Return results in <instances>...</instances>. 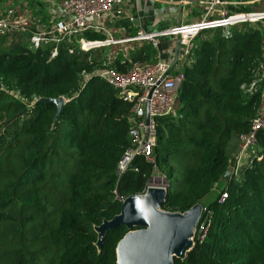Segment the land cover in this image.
<instances>
[{"label": "trees", "instance_id": "16d2710c", "mask_svg": "<svg viewBox=\"0 0 264 264\" xmlns=\"http://www.w3.org/2000/svg\"><path fill=\"white\" fill-rule=\"evenodd\" d=\"M256 27L232 29L228 38L219 30L208 41L198 36L175 117L156 119L155 163L167 193L161 209L182 213L216 192L201 205L209 221L204 238L194 235L192 249L173 264H264V130L250 167L219 187L228 142L249 131L261 105L259 92L240 89L260 63L264 34ZM21 35L0 37V264H115L126 230L105 233L98 252L93 228L118 213L119 197L143 191L151 167L136 157L115 175L128 146L129 105L94 74L111 48L78 52L63 41L50 58L51 46L32 50ZM83 37L104 40L99 32ZM127 53L130 61L117 52L110 67L124 72L155 56L148 44ZM57 98V114L39 102Z\"/></svg>", "mask_w": 264, "mask_h": 264}, {"label": "built area", "instance_id": "2783aa9c", "mask_svg": "<svg viewBox=\"0 0 264 264\" xmlns=\"http://www.w3.org/2000/svg\"><path fill=\"white\" fill-rule=\"evenodd\" d=\"M183 2V0H182ZM239 2V1H237ZM130 0H61L58 13L46 26H34L31 30L29 17L18 7L9 6L0 15V37L9 34H28V44L32 50L51 46L50 58L56 54L60 42H71L76 51L87 52L100 47L116 48L126 45L125 50L133 44H148L154 51L152 63H131L124 72L110 67L114 56L111 49L101 67L94 70L98 79L113 88L118 98L129 105L127 139L128 146L121 155L115 169V175H121L134 158L140 157L151 167L150 177L143 194L149 187L165 189V177L156 169L154 147L156 140V119L175 117L173 106L177 87L182 81L183 68L193 62L194 40L207 32L219 30L223 38H228L232 29L241 26L255 27L264 34V12H239L228 9L234 2L229 0H199L200 16L190 23L178 22L164 30L145 32L136 30L132 37L110 38V33L101 24L103 20L117 19L133 24V17L127 12ZM242 4V3H239ZM31 30V31H29ZM87 31L99 32L103 41H86L83 34ZM160 38H172L174 48L165 58L157 53ZM243 93L259 92L261 105L251 121L249 131L239 137V147L231 177L238 179L241 169L249 168L256 158L257 136L264 130V35L258 68L248 85L240 87ZM244 158L241 169L236 168L239 160ZM156 185L153 186L152 182ZM124 198L119 197L120 203ZM226 195H220V201ZM204 211V209H203ZM208 216H202L194 235L202 240L208 226Z\"/></svg>", "mask_w": 264, "mask_h": 264}, {"label": "water", "instance_id": "95a60500", "mask_svg": "<svg viewBox=\"0 0 264 264\" xmlns=\"http://www.w3.org/2000/svg\"><path fill=\"white\" fill-rule=\"evenodd\" d=\"M39 102L53 104L55 114L63 104L60 98ZM230 178L229 171L221 176L225 183ZM166 194L165 189L149 187L143 194L125 197L116 215L93 228L96 250L99 252L105 233L121 226L126 232L115 245V264H173V259L184 260L193 247L203 207L195 204L182 213L163 211Z\"/></svg>", "mask_w": 264, "mask_h": 264}, {"label": "crops", "instance_id": "0c3cea01", "mask_svg": "<svg viewBox=\"0 0 264 264\" xmlns=\"http://www.w3.org/2000/svg\"><path fill=\"white\" fill-rule=\"evenodd\" d=\"M39 1L40 0H31V2L33 3H37ZM43 1L46 4L45 5L46 9L44 7L43 8L44 12H42V14L40 13L36 14L38 18L31 17L29 11H26V10L24 11V8H26V5L28 4L27 2L25 3L23 2L20 10H22L23 11L22 13L26 14L29 17L30 21L37 19L39 23L37 25L46 26L50 22H52L51 21L52 18L55 17V15H57L58 5L60 2L57 4H54L49 0H43ZM198 1L199 0H190V1L185 0V2L184 1L182 2V0H178L177 2L175 1L172 2L171 0H130V3L126 6V8H127V12L133 17V20H134L133 24H129L126 21L117 20L113 18L110 20L108 19L103 20L101 25L105 29L108 30V32L110 33V38L119 39V38H124V37H132L136 33V30H143L142 28H144V26L146 28H151L152 26L151 24H153V26H156L157 24L163 25L164 22L171 20L169 19L171 15L170 11H172L170 9H173V5L175 4L180 5L178 6V10H177L178 16L180 17L179 19L180 22H182L181 13H182V10H184L183 7H186L187 5L193 6L192 9L196 10L193 21L197 20L201 13V8L198 4ZM153 6L159 7V10L154 9ZM42 16L45 17L46 20L40 22ZM177 18L178 17H176V19ZM172 19L175 20L174 18ZM42 23H45V24H42ZM172 25L173 24H170V25L168 24L167 26L170 27ZM168 27L164 26L163 28L166 29ZM152 30H159V29H156V27H153ZM238 147H239V139H231L226 146L225 151H226V156H227V171L229 172H231L234 169L235 158L237 156ZM244 164H245L244 161L239 160L238 163L236 164L237 165L236 168L241 169Z\"/></svg>", "mask_w": 264, "mask_h": 264}, {"label": "rangeland", "instance_id": "374dc122", "mask_svg": "<svg viewBox=\"0 0 264 264\" xmlns=\"http://www.w3.org/2000/svg\"><path fill=\"white\" fill-rule=\"evenodd\" d=\"M49 1H51L52 3H54V4H57V3H59L61 0H49ZM172 2L173 1H175V2H177L178 0H171ZM184 2H185V0H183ZM187 1H190V0H187ZM22 2V3H21ZM23 2L25 3V2H27L28 4L26 5V8H24V11L26 10V11H29L30 12V15H31V17H35V18H38L37 16H36V14H42V12H44L43 11V8L45 7V9H46V4L44 3V1L43 0H40L39 2H37V3H33V2H31V0H6V1H3V2H1L0 3V14L3 12V11H5L9 6H13V7H18L19 8V10H20V8L22 7V4H23ZM30 2V3H29ZM234 2V5H233V7L234 8H238V6H239V8L241 7V8H247L248 6H249V8H250V12H252V11H254V12H264V0H246V1H239V2H237V1H233ZM239 3H242V4H239ZM28 6V7H27ZM178 6H180V5H178V4H175V5H173V9H170V10H172V11H170V13H171V15H170V18L169 19H171V20H168L167 22H164V24L162 25V24H157L156 26H153V24H151L152 26H151V28H146L145 26H144V28H142L143 29V31H145V32H152L153 30V27H156V29H159V30H157V31H160V30H162V29H164L163 27L164 26H166V27H168L167 25L169 24H175V23H177L178 21H179V19H180V17L178 16V12H177V10H178ZM228 6H230L231 8H232V6L231 5H228ZM153 8L154 9H157V10H159V7H155V6H153ZM184 8V10H182V13H181V21H182V23H189V22H191V21H193V19H194V17H195V12H196V10L195 9H192L193 8V6H191V5H187L186 7H183ZM31 9V10H30ZM22 11V10H21ZM239 11V10H238ZM23 12V11H22ZM239 12H244V11H239ZM176 17H178L177 19H176ZM172 18H174L175 20H173ZM32 24H36V25H34L35 27L36 26H39V25H37V24H39L38 23V21H37V19H35V20H31V24H30V28L31 29H33L32 27H34V26H32ZM42 24H45V23H42ZM162 25V26H161ZM34 27V28H35ZM167 29V28H166ZM29 31H31V30H29ZM210 32H207V33H205V34H203L201 37H200V40H206V41H208V40H210ZM22 40H21V43H25V40H26V35L25 34H23V35H21V37H20ZM84 40H86L85 38H83ZM86 41H88V40H86ZM125 47H126V45H120V46H117L116 48H111V52H113V54L115 53H117V52H119L120 53V55L122 56L121 58H123V59H126V60H128V61H130V59H129V57H128V53H127V51L125 50ZM174 48V40L172 39V38H160L159 40H158V43H157V53L161 56V57H163V58H165L166 56H168V53L170 52V51H172V49ZM0 50H1V47H0ZM90 50H92V51H95V49H90ZM106 51H107V48H106ZM106 51H103V50H101V54L99 55V57L97 56V59L98 60H100L101 59V57H102V54H104ZM108 53V52H107ZM94 54H96V53H94ZM114 54V55H115ZM92 55H93V53L91 54V57H92ZM242 161H244L245 162V160H244V158H242L241 159ZM223 184V181H222V183L220 182L219 183V187L221 186ZM152 185L153 186H155L156 185V182L155 181H153L152 182ZM215 191H212L211 193H209L203 200H202V203H201V205L203 206V205H205V204H207V203H209L212 199H213V197L215 196Z\"/></svg>", "mask_w": 264, "mask_h": 264}]
</instances>
